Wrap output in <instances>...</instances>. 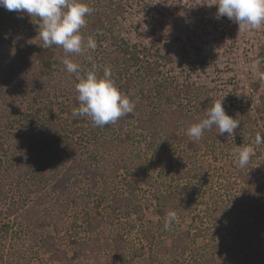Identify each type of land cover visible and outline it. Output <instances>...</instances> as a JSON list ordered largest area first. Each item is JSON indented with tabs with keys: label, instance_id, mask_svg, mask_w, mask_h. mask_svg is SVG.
<instances>
[{
	"label": "trees",
	"instance_id": "16d2710c",
	"mask_svg": "<svg viewBox=\"0 0 264 264\" xmlns=\"http://www.w3.org/2000/svg\"><path fill=\"white\" fill-rule=\"evenodd\" d=\"M107 1L104 5L97 0L99 5L90 7L93 12L81 29L85 40L88 36L95 39L96 49L68 54L80 65L78 73L67 72L62 47H42L40 29L33 22L36 18L0 7V44L9 45L7 52L0 51V264H112L111 257L101 259L97 247L101 242L107 244L102 223L109 213L89 214L84 207L96 198L91 197L98 186L108 196V206L115 215H136L137 222L129 226H137L148 242L149 257L151 245L157 246L158 253L176 248V255L164 264H190L184 255L191 248L193 254H209V260L210 254L217 255L218 244L209 242L204 233L210 227L203 228L201 217L199 224L192 219L187 229L170 239L158 238L157 232L164 228L169 210L181 220L192 215L196 207L192 194L177 195L173 184L191 183L190 176L200 170L196 160L199 148L213 152L217 148L223 153L226 138L257 133L253 119L242 110L225 111L240 121L233 136L220 135L213 127L205 130L199 141L191 139L187 128L205 118L215 97L200 83H177L174 77H163L158 69L160 57L147 59L135 44L116 43L105 51L98 38L100 32L122 9ZM93 64L101 77L103 69L110 68L120 92L137 88L139 94L133 112L104 127L93 125L87 116L72 115L73 108L79 107L75 84ZM189 102L192 108L185 106ZM138 135L144 140H138ZM244 169H236V177L243 182L249 180ZM226 182V188L232 184L229 179ZM118 183L125 189L118 188ZM146 189L154 203L149 196L142 204L128 194L122 196L127 191L145 195ZM209 198L206 212L218 228H225L235 207L230 205L226 210L227 200L217 191L210 192ZM150 210L157 218L140 223ZM255 216L250 223L261 228L256 242L259 252L264 250V220ZM80 231L83 237L79 238ZM110 234L113 240L123 242L110 252L124 249L123 244L126 247L121 235ZM247 234L249 230L241 226L233 234L237 251L242 250ZM102 237L104 241H100ZM198 239L205 241L199 246ZM132 252L133 256L143 255ZM214 258L205 264H222Z\"/></svg>",
	"mask_w": 264,
	"mask_h": 264
},
{
	"label": "rangeland",
	"instance_id": "374dc122",
	"mask_svg": "<svg viewBox=\"0 0 264 264\" xmlns=\"http://www.w3.org/2000/svg\"><path fill=\"white\" fill-rule=\"evenodd\" d=\"M83 2L89 7L99 5L97 0H83ZM102 2L105 5L108 1L102 0ZM212 2L213 0H208L207 3L204 1V5L196 10L191 7L194 0H112L113 6L121 5V12L112 22L104 23L98 38L105 51H109L116 43L135 44L147 59L160 57L158 69L163 77H174L177 83L193 81L205 85L216 101L225 96L223 100L225 111L246 112V115L253 119V122L251 121L253 129L264 138V63L260 65L259 71L253 68L256 59L264 61V27L252 31L239 30L238 24L227 17L216 18V6L209 5ZM8 48V43L0 44V51L7 52ZM154 52L155 55H152ZM121 93L134 105L140 101L137 88ZM185 106L192 108L193 104L189 102ZM254 136L247 134L242 138H226L227 145L223 146V153L217 148L214 152L199 148L196 160L200 170L190 176L191 183L185 184L184 181H179L177 186L176 183L173 184L177 195H182L184 192L191 193L196 207L191 216L182 220L176 219L169 229L163 228L158 231V238L170 239V236L174 237L187 229L192 219L194 223L199 224L198 220L201 217L204 221L203 228L210 227L204 233L207 234L209 242L218 244V247H215L217 255L213 254L216 262L264 264V250L257 252L256 247L257 238H261V228L250 223L255 215L260 220H264V144L255 145L252 139ZM137 139L144 140L140 135ZM248 144L253 146L254 154L247 164L248 167L242 168L249 177L248 181L243 182L236 177L237 165L233 163L231 153L235 146ZM228 179L232 184L229 183L230 186L226 188ZM84 187L88 189L90 186L86 183ZM117 187L125 189L121 183H118ZM93 189L91 198L95 196L96 198L93 201L89 200L84 207L88 208L89 214L95 211L109 213L106 222L102 223L107 244L101 242L97 246L100 247L98 249L102 260L104 257H111L112 264H164L176 255V248L169 247L166 253H158L157 246L151 245L152 256L149 257L148 242L140 235L137 226L135 228L129 226L130 223L137 222L136 215L126 212L115 215L108 206V196L103 194L100 186ZM213 191L225 196L223 199L227 200L226 210L230 205L235 207L236 212L232 218H229L225 228H218L212 216L206 212V205L210 200L209 193ZM125 193L123 192L122 196L128 194L133 201L140 204L145 203L146 197L150 195L147 189L145 195H140L139 192ZM99 199L100 202L96 206L95 201ZM149 199L154 203L152 197L149 196ZM252 200L253 204H251ZM143 215L140 223L157 218L155 212L151 210ZM239 226L250 232V235L247 234L243 239L244 245L241 251H237L239 247L233 241L235 238L233 234ZM112 231L116 235H121L127 242L126 247L123 244L124 249L115 253L110 252L111 247H118L123 242L113 240L110 234ZM78 233L79 238L83 237L81 231ZM100 241H104V238ZM204 241L198 239L196 243L200 246ZM191 250L192 248L188 249L184 255L190 264H205V261L209 260V254H193ZM132 251H141L143 255L133 256ZM113 255L117 257L114 258ZM210 256L209 261H212L213 257L211 254ZM85 264L89 263L85 262Z\"/></svg>",
	"mask_w": 264,
	"mask_h": 264
},
{
	"label": "clouds",
	"instance_id": "9594fccd",
	"mask_svg": "<svg viewBox=\"0 0 264 264\" xmlns=\"http://www.w3.org/2000/svg\"><path fill=\"white\" fill-rule=\"evenodd\" d=\"M209 5L216 6L217 19L227 17L238 24L239 30L252 31L264 27V0H213ZM0 7L27 14L31 19L36 18V21H32L37 23L40 29L42 47L45 49L52 45L62 47L65 53L62 63L69 73H78L81 68L68 54H82L97 47L92 36L85 40L81 35L86 17L93 12L83 0H0ZM88 59L91 61L92 57L89 56ZM262 63L264 61L256 59L253 68L259 71ZM75 90L78 93L79 107L73 108L72 115L87 116L95 126L104 127L115 123L119 118L134 111L135 105L115 86L108 67L103 69L101 77L97 75L96 65L93 64L91 70L79 76ZM224 97L213 103L207 110L205 118L187 128L186 134L191 139L199 141L204 131L213 127L219 130L220 135L227 133L228 136H233L240 121L226 114L223 107ZM252 139L257 146L264 144V138L259 133ZM253 154L254 148L251 144L235 146L231 153L233 163L240 168L250 162ZM176 219L177 213L169 210L165 216L164 229H169Z\"/></svg>",
	"mask_w": 264,
	"mask_h": 264
},
{
	"label": "built area",
	"instance_id": "2783aa9c",
	"mask_svg": "<svg viewBox=\"0 0 264 264\" xmlns=\"http://www.w3.org/2000/svg\"><path fill=\"white\" fill-rule=\"evenodd\" d=\"M204 1L206 3L208 2V0H194V3L191 7L196 10H199L204 5Z\"/></svg>",
	"mask_w": 264,
	"mask_h": 264
}]
</instances>
